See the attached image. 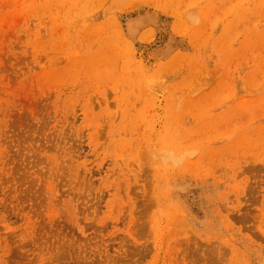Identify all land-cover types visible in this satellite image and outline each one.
Returning <instances> with one entry per match:
<instances>
[{"label":"rangeland","instance_id":"obj_1","mask_svg":"<svg viewBox=\"0 0 264 264\" xmlns=\"http://www.w3.org/2000/svg\"><path fill=\"white\" fill-rule=\"evenodd\" d=\"M263 125L264 0H0V264H264Z\"/></svg>","mask_w":264,"mask_h":264},{"label":"bare ground","instance_id":"obj_2","mask_svg":"<svg viewBox=\"0 0 264 264\" xmlns=\"http://www.w3.org/2000/svg\"><path fill=\"white\" fill-rule=\"evenodd\" d=\"M261 127H263L264 128V125L263 126H261ZM264 130V129H263ZM241 138L240 137H236L235 139H233V140H235V141H239ZM248 140H250L249 138H248ZM237 141V142H238ZM179 141H178V137H176V136H171L170 137V140L167 142V146L168 147H171V148H173V149H175V148H177V150H178V148H179ZM231 143H235V142H231ZM249 145H254V144H256V143H248ZM177 146V147H176ZM182 155V153H180V152H177L176 154L174 153V155H173V157H174V159H175V156L177 157L176 158V160L178 161H180L181 160V158L183 157H180ZM166 160L167 161H171L172 159L169 157V156H167L166 157ZM174 162H176V161H174ZM196 162H197V160H196ZM238 177V179H236ZM241 177V178H240ZM245 178V181L243 182V181H239V178L240 179H242V178ZM247 176H246V174H243V171L241 170V171H239V172H233L232 173V179L234 180L232 183H228V184H225V187H226V192H225V196H227L228 195V193L229 192H232L233 193V195L235 196V198L236 199H238V195L239 194H242L243 195V201L245 202L246 200H247V198L245 197L247 194H249L251 191H252V188L251 189H249L248 190V192L245 194V192H243L244 190H245V186H246V182H247ZM243 192V193H242ZM242 203V201H240V197H239V200H238V202H237V204H241ZM264 215V214H263ZM224 220L226 221V222H228L229 221V218H228V216L227 215H225L224 216ZM238 228V230H240V226H238L237 227ZM263 229V228H262Z\"/></svg>","mask_w":264,"mask_h":264}]
</instances>
